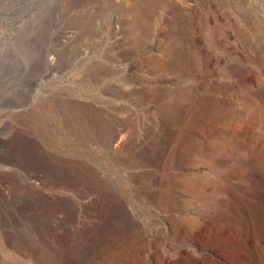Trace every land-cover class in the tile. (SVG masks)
Here are the masks:
<instances>
[{"label":"rangeland","instance_id":"obj_1","mask_svg":"<svg viewBox=\"0 0 264 264\" xmlns=\"http://www.w3.org/2000/svg\"><path fill=\"white\" fill-rule=\"evenodd\" d=\"M256 150L264 0H0V264H85L118 234L146 264H232L174 238L200 218L182 186L198 174L222 185L206 204L244 229V264H264V166L242 163Z\"/></svg>","mask_w":264,"mask_h":264},{"label":"bare ground","instance_id":"obj_2","mask_svg":"<svg viewBox=\"0 0 264 264\" xmlns=\"http://www.w3.org/2000/svg\"><path fill=\"white\" fill-rule=\"evenodd\" d=\"M205 104H207V103H205ZM213 105H215V104H213ZM213 105H212V108H213ZM203 107L204 106L201 105V106H197L191 110V113H190L189 117L186 119L185 125L183 126L184 129L182 131V134L179 136L178 140L176 141V147L175 148L187 149L189 147V145L192 144V141L194 139V135H195L196 130L199 127L200 121L202 119ZM208 108H210V107H208ZM85 118H87V116ZM202 121H204V120H202ZM98 124L102 125L103 124L102 120L98 121ZM200 125H202V124H200ZM110 127L111 126H109V128ZM113 136H114V133H113ZM193 145H196V144H193ZM217 147H218V145H217ZM115 148H116V151H119L120 153L123 152L127 148L126 140L123 138L119 139V141L116 143ZM115 148H114V150H115ZM127 152H128V150H127ZM131 153H133V152H131ZM196 156L198 157V159H200L197 154H196ZM193 158H195V157H193ZM195 159H197V158H195ZM238 160H239V158H238ZM193 161H195V160H193ZM242 163L246 166L263 167L264 166L263 151L262 150H256L248 158L243 160ZM236 167H238V165ZM241 168H243V167H241ZM223 178H224V176H223ZM16 185L17 184H12L11 188L13 190H15ZM31 186H33V184ZM182 186L185 188L187 193H189V195H190L187 202L190 205H195L198 207L199 213H200V218L198 217V215H195L192 217L191 216L187 217L185 220H175V224L172 225V232L175 234L174 238L177 239V237H179V236H181L187 232H191L194 235L203 236L204 240L206 239L207 241L215 242L219 247H221L225 251V255H224L225 261H228L229 263L231 262L232 264H244V255L245 254L243 252V246H245V244L248 243V239H246L243 236V230L244 229L240 226V224L236 223L233 219H231L230 215L228 216V214H227V216H221V215L219 217L215 216L214 214H212L211 210L209 209L208 204H206L208 200H210L214 197H217L219 195V193L222 192V190H223L222 185L219 184L218 182H216L215 179H212V178H210L204 174H198L196 176H191V177L185 179L182 183ZM43 197L47 198V196H45V195H43ZM43 199L45 200V198H43ZM28 200H32V199L30 198V195L26 194V192H20L18 195H16V192H13V196H12L13 204H15L17 201L19 203H21V202L24 203L25 201H28ZM222 203H224V202H222ZM222 207H224V206H222ZM214 212H215V210H214ZM217 214H218V212H217ZM219 214H220V212H219ZM56 233H57V231H56ZM118 236H119V234H118ZM118 236H117V239L114 238L115 240L114 239L111 240L110 242L106 243L102 247L93 248L89 252L90 256L87 258L86 257L84 258L85 264H146V262L141 258L142 256L139 253L137 241L135 240V238L129 239V238H127L126 235H121L120 237H118ZM45 255L42 254V256H45ZM52 258L53 259L56 258L55 254H52ZM49 259H51V258H49ZM45 261H48L46 264H55L56 263V262L55 263L50 262L47 258L45 259ZM208 264H224V263H222L220 261H212V262H209Z\"/></svg>","mask_w":264,"mask_h":264}]
</instances>
